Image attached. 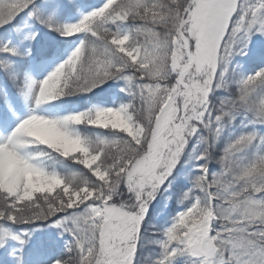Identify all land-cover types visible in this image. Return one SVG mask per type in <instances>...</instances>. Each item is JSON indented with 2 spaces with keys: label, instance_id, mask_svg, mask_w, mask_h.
Segmentation results:
<instances>
[{
  "label": "snow or ice",
  "instance_id": "obj_1",
  "mask_svg": "<svg viewBox=\"0 0 264 264\" xmlns=\"http://www.w3.org/2000/svg\"><path fill=\"white\" fill-rule=\"evenodd\" d=\"M33 5L0 0L3 264H264V0H102L63 26ZM25 12L78 40L42 81L27 72L53 50L12 30ZM17 95L29 111L7 133ZM68 97L85 103L41 112ZM238 119L253 130L234 134ZM177 183L176 214L153 233L148 208ZM38 224L61 240L12 231Z\"/></svg>",
  "mask_w": 264,
  "mask_h": 264
},
{
  "label": "rangeland",
  "instance_id": "obj_2",
  "mask_svg": "<svg viewBox=\"0 0 264 264\" xmlns=\"http://www.w3.org/2000/svg\"><path fill=\"white\" fill-rule=\"evenodd\" d=\"M102 3V0H47L45 3L44 0H35V5L31 6L28 11H31L32 8H38L43 12V18L50 19L55 25L63 26L66 24L77 23L83 15L88 14L90 11L95 10V7ZM17 21H21V24H17L16 21H13L15 26L12 30L15 31L18 28L23 27L24 32L27 34L29 31H34L38 33L36 40L32 41V44L39 48L42 45H50L52 47V55L43 57L34 63L43 64V70L41 71H31L27 72V75L34 81H42L46 76L54 70V68L63 60L71 54V52L78 46V40L76 36L72 37H63L59 33L53 32L48 28H45L43 25L36 23L34 20L30 19L27 16V12L22 13L20 17H17ZM8 27V26H6ZM4 33V29H0V34ZM256 37H253V40H256ZM252 45L249 44V47ZM251 60L247 56H237L232 59L231 67L239 66L240 73L242 70L247 69L242 75L246 76L252 72L253 65H251ZM249 69V70H248ZM85 103L84 100L76 97L65 98L64 101H54L49 105H43L41 112L45 109L49 111H57L60 114H68L69 111ZM30 105H28L22 97L14 96L12 101V111L15 113L11 118V126L7 128V133H10L12 128L19 122L20 119L25 118L28 114ZM246 121H241L238 119L236 121V127L232 130L234 134H239L242 131H251L252 126L245 127ZM256 131L264 133V128L256 127ZM5 133L0 131V137ZM227 137V132L225 133ZM167 198V199H166ZM172 202L169 197L163 193L158 195L157 199L152 202L148 208V212L145 216V222L152 229L153 224L155 225L161 219H164V226L162 230L168 227V224L171 221V218L176 214L174 209L178 208L175 205V208L171 210ZM170 212V213H169ZM153 213V214H152ZM149 215V216H148ZM151 216V217H150ZM147 220V221H146ZM33 228H38V232H33ZM12 231L18 233L20 231H28L32 234V241L42 242V241H51L55 238L56 241H60L61 238L56 234L54 229L49 228L45 224H38L34 226L21 225L13 227ZM36 247L37 245H33ZM63 243H55L54 247H48L44 249L46 255H56L63 248ZM152 258L159 259L160 249L158 246L153 245ZM3 253L4 249L0 248V264H3ZM174 264H193L191 258L187 256L179 257Z\"/></svg>",
  "mask_w": 264,
  "mask_h": 264
},
{
  "label": "trees",
  "instance_id": "obj_3",
  "mask_svg": "<svg viewBox=\"0 0 264 264\" xmlns=\"http://www.w3.org/2000/svg\"><path fill=\"white\" fill-rule=\"evenodd\" d=\"M251 62V65H253L254 64V61H250ZM247 69H245V70H242L241 71V74H243L245 71H246ZM249 70V69H248ZM220 147H222L223 145L221 144V145H219ZM183 188V185H181V184H179V183H177V184H175V185H173V187L171 188V189H169V191L168 192H166L165 193V195L167 196V197H169L170 198V200H171V202H172V205H171V210H170V212H172V209H174L175 208V203H174V200H175V198H177L179 195H180V192H181V189ZM186 190V189H185ZM169 212V213H170ZM153 214V213H152ZM149 216V215H148ZM151 217V216H150ZM164 219H166V218H163V219H161L158 223H156L155 225L153 224V227H152V229H151V231L153 232V233H159V232H161L162 231V228H163V226L165 225L164 224ZM147 221V220H146ZM148 222V221H147ZM146 222V223H147ZM25 226V225H24Z\"/></svg>",
  "mask_w": 264,
  "mask_h": 264
}]
</instances>
